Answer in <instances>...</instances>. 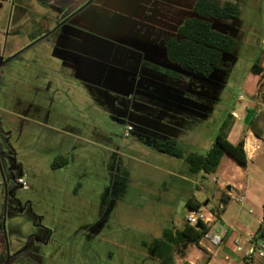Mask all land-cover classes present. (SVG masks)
I'll list each match as a JSON object with an SVG mask.
<instances>
[{
    "label": "rangeland",
    "instance_id": "obj_1",
    "mask_svg": "<svg viewBox=\"0 0 264 264\" xmlns=\"http://www.w3.org/2000/svg\"><path fill=\"white\" fill-rule=\"evenodd\" d=\"M230 1L239 5L240 17L210 21L235 44L224 55L226 69L205 78L157 62L165 55L159 45L142 68L143 54L123 45L140 43L138 37L109 30L104 38L87 34L99 29L49 2L0 0V62L12 46L25 44L23 50L54 31L0 69V159L12 192L6 213L9 264L195 261L197 245L181 254L163 234L183 227L187 201L202 187L217 200V176L192 175L184 159L158 151L155 143L173 140L187 154L206 155L225 119L244 111L251 94L264 96V75L252 73L254 63L264 61V0ZM110 61H130V68ZM87 69L93 82L105 80L108 88L74 78L86 76ZM163 80L173 89L165 91L157 83ZM60 156L69 162L54 169ZM2 205L4 200V215ZM210 264L232 263L219 257Z\"/></svg>",
    "mask_w": 264,
    "mask_h": 264
},
{
    "label": "crops",
    "instance_id": "obj_2",
    "mask_svg": "<svg viewBox=\"0 0 264 264\" xmlns=\"http://www.w3.org/2000/svg\"><path fill=\"white\" fill-rule=\"evenodd\" d=\"M36 1L43 3L42 0ZM87 1L88 0H51L48 4L55 5L59 10L71 15L86 4ZM196 1L197 0H103L101 2H93L77 15L84 16V19L92 22L96 25V29H99V31L86 29L87 34L104 38L105 32L109 30L111 33L138 37L140 43L122 44L125 48L134 51L135 54H143V60H141L139 64L144 68L146 65L149 66L146 60L148 52L154 51L157 45H159L161 50L162 48L165 49L166 41L176 35L179 26L186 19L193 16V8ZM22 12H24L25 15ZM22 12L21 15L23 14L26 16L27 10L23 9ZM29 15L32 17L33 13L29 12ZM21 27V24L16 25L14 28L16 31L15 33H20L19 29H21ZM30 39L34 41L36 38L33 36ZM115 43L117 42L115 41ZM24 45L25 44H16L12 46L9 53L5 54L4 57H6V55L9 57L19 52ZM91 49L92 48L89 50ZM152 58L155 60L154 57ZM156 60L162 65L167 64V62L170 63L167 59L166 49L163 58H156ZM129 62L130 61L125 63H113L110 61L112 65L123 67L122 65L124 64V66L127 65L126 67L130 68ZM91 63L102 64V61L95 60L94 62L91 61ZM72 67L76 70L77 66L73 63ZM150 67H154V65L151 63ZM262 68V75H264V61L262 63ZM141 72L142 69L140 70V73ZM86 74V76H82L76 73L73 76L76 80L83 83H93L95 86H100V88H108L107 83L105 84V80L101 78L102 81L98 78H95L97 81H92L93 78L91 77L93 75L91 70L89 71L87 69ZM175 74L178 73L175 72L173 75ZM97 83L98 85H96ZM157 83L162 85V87L164 86L165 91L166 89H170L166 87L170 84H167L168 82L165 80L157 81ZM52 84L54 83L49 82L46 86L48 90H51ZM133 84L134 83H132V87ZM171 87V89H173V86ZM157 88H161V86H157ZM70 90L73 91V88L68 87V92H70ZM242 101L243 100H239V102ZM232 115L234 116L233 126L228 132V140L232 144H237L242 136L246 134L245 143H247V149L250 152L248 165L247 167H242L229 156H224L216 173L199 174L205 180H208L210 176H217L215 180L216 189L219 193V196L217 195V200L214 198L215 193H209L206 187H202L201 190L194 194L193 199L196 203L209 207L221 200V196L228 185L235 186L239 189L238 191H240L241 194H245V201L243 203L231 200L226 206L222 215V221L225 225L233 226L234 230L230 231L226 244L220 250L219 256L216 257H223L226 262L232 264H242V255L237 253L235 249V241L238 239L239 235H242L247 240L253 239L255 242L264 238V236L259 238L264 223V96L251 94L250 99L246 102L244 111L240 113L233 111ZM1 182L0 180V186ZM2 201L3 193L0 195V209ZM19 209L22 210L21 208H18V210ZM2 221L3 215L0 212V264L4 263L6 257V243L1 227ZM190 247L191 245L187 249V252ZM197 247L200 254L195 258V261L187 257L185 261H188V264H196L200 261H202L200 264H203L205 256L207 258L206 251H202L198 245ZM226 257H228L229 260H227ZM212 261L213 259L207 261L206 264H210Z\"/></svg>",
    "mask_w": 264,
    "mask_h": 264
},
{
    "label": "trees",
    "instance_id": "obj_3",
    "mask_svg": "<svg viewBox=\"0 0 264 264\" xmlns=\"http://www.w3.org/2000/svg\"><path fill=\"white\" fill-rule=\"evenodd\" d=\"M42 1L50 2L51 0ZM240 15L241 9L239 5L230 0H197L193 8V16L186 19L179 26L176 35L169 38L165 43L168 61L173 65L205 78H209L217 70H225L224 55L231 53L235 42L231 35L214 29L210 19L235 20ZM262 63L263 61L254 63L252 67L254 75H262ZM233 119L234 116L232 114L225 119L220 133L206 155L197 153L187 154L173 140L156 142L155 148L162 153L184 159L192 175L216 173L222 159L226 155L240 166L247 167L248 157L245 150L246 134L242 136L237 144H232L228 140V132L233 126ZM58 160H61L62 163L55 162L53 164L54 169L60 168L69 162V159L65 156L58 157ZM221 201L228 205L230 199L223 193ZM2 206L4 209V205ZM187 207L188 209L198 210L203 205L196 203L193 198H190L187 201ZM204 233V227H191L185 222L180 229H176L175 227L166 229L163 234V241L171 244L179 253L184 254L190 245L199 244ZM262 236H264V223L259 238H262Z\"/></svg>",
    "mask_w": 264,
    "mask_h": 264
},
{
    "label": "built area",
    "instance_id": "obj_4",
    "mask_svg": "<svg viewBox=\"0 0 264 264\" xmlns=\"http://www.w3.org/2000/svg\"><path fill=\"white\" fill-rule=\"evenodd\" d=\"M239 100H243V97H240ZM131 129L129 128V130ZM127 135H129L128 132ZM245 150L247 157H249L250 152L247 149V143H245ZM18 182L22 183L23 181L20 179ZM238 190L235 186L228 185L224 193L230 201L235 200L243 203L245 194H241ZM226 206L227 204L220 200L209 207L203 206L198 210L188 209L186 222L191 227L200 228L202 226L205 228L204 236L198 246L202 251H206L208 261L219 256L220 250L227 242L230 231L234 230L233 226L225 225L222 221ZM235 245L236 252L242 255V264L264 263V238L255 242L253 239L247 240L242 235H239ZM226 259L229 260L228 257Z\"/></svg>",
    "mask_w": 264,
    "mask_h": 264
},
{
    "label": "water",
    "instance_id": "obj_5",
    "mask_svg": "<svg viewBox=\"0 0 264 264\" xmlns=\"http://www.w3.org/2000/svg\"><path fill=\"white\" fill-rule=\"evenodd\" d=\"M95 0H89L86 4H84L82 7H80L78 10H76L74 13L71 14L70 18H73L74 16H76L77 14L81 13L87 6H89L90 4H92ZM69 18V19H70ZM69 19H67L66 21L62 22L60 25L57 26V28L55 30H57L60 26H62L63 24H65ZM54 31L47 33L46 35H44L43 37L35 40L33 43H31L29 46H27L25 49L17 52L16 54L10 56L7 59H1L0 62V69L8 64L9 62H11L12 60H14L15 58H17L18 56H20L25 50H28L29 48H31L32 46H34L35 44L39 43L40 41H42L43 39H45L46 37H48L51 33H53ZM0 82H1V74H0ZM0 176H1V181L2 184L4 186V215H3V221H2V231H3V236H4V240L6 243V257L4 259V263L3 264H9L10 262V249H9V245H8V239H7V233H6V213H7V206H8V201L9 198L12 195V192L8 191L7 188V183H6V179H5V173L3 170V166L1 163V159H0ZM18 203L19 208H21L23 205L22 203L16 201ZM24 208V207H23Z\"/></svg>",
    "mask_w": 264,
    "mask_h": 264
},
{
    "label": "flooded vegetation",
    "instance_id": "obj_6",
    "mask_svg": "<svg viewBox=\"0 0 264 264\" xmlns=\"http://www.w3.org/2000/svg\"><path fill=\"white\" fill-rule=\"evenodd\" d=\"M2 183V182H1ZM4 195V194H3ZM3 198H4V196H3ZM4 200V199H3ZM15 204H17V202H15ZM16 207H18L19 208V206L18 205H16ZM21 209H23V206L21 207ZM49 233V236H50V234H51V232L50 231H48ZM47 242H49V237H48V239H47Z\"/></svg>",
    "mask_w": 264,
    "mask_h": 264
}]
</instances>
